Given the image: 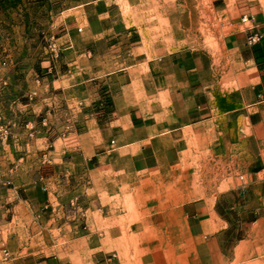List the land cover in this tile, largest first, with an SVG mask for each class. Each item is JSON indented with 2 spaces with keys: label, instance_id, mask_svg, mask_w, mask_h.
<instances>
[{
  "label": "crops",
  "instance_id": "0c3cea01",
  "mask_svg": "<svg viewBox=\"0 0 264 264\" xmlns=\"http://www.w3.org/2000/svg\"><path fill=\"white\" fill-rule=\"evenodd\" d=\"M250 16L251 31L222 42L223 52L245 70L244 84L229 92L209 54L184 49L150 61L147 72L110 74L95 89L87 85L90 92L75 81L62 94L47 91L41 101H18L25 126L41 131L35 138H20L25 152L0 155L2 174L13 182L0 196V210L5 205L10 212L8 220L0 217V256L5 248L9 264H66L54 232L67 224L61 215L69 204L75 217L83 155L74 148L68 157L57 146L68 140L62 133L72 121L84 127L79 137L89 138L93 157L115 161L123 175L186 177L187 196L180 208L194 242L193 264H264V110L250 107L264 93V14ZM248 33L261 35V40L249 46ZM136 92L143 99L135 101ZM89 94L96 98L83 108V95ZM16 110L8 124L20 121ZM38 144L51 147L41 154L42 161L34 150ZM195 162L208 178L200 198L191 195L198 191L193 178L200 175ZM229 178L234 182L228 184ZM48 249L58 252L48 256ZM93 264L113 262L107 258Z\"/></svg>",
  "mask_w": 264,
  "mask_h": 264
},
{
  "label": "rangeland",
  "instance_id": "374dc122",
  "mask_svg": "<svg viewBox=\"0 0 264 264\" xmlns=\"http://www.w3.org/2000/svg\"><path fill=\"white\" fill-rule=\"evenodd\" d=\"M258 12L264 14V0H0V105L6 118L0 128V155L25 152L20 138L29 140L41 131L25 126L24 109L23 113L16 110L18 101H41L47 91L62 94L72 90L75 81L90 92L87 85L95 89L110 74L147 72L150 61L184 49L211 56L223 90L239 88L246 81L241 74L245 70L223 52L222 42L251 26L242 23L244 15ZM62 76L64 82H58ZM134 95L135 101L143 99L139 92ZM95 98L83 95L82 107H91ZM55 100L53 96L51 102ZM14 110L20 121L8 124ZM83 132L82 125L67 121L62 137L68 140L57 146L68 157L74 148L83 155L81 190L73 199L75 217L69 204L61 215L67 224L54 232L61 239V260L66 264H93L107 258L113 264H193L194 242L180 208L187 196L186 177L123 175L115 161L93 157L89 138L79 137ZM50 149L38 144L34 150L42 161L41 154ZM193 165L200 175L191 180L198 190L191 195L200 198L208 178L201 175L200 162ZM181 168L185 172L186 164ZM12 187L10 177L1 171L0 196L4 198ZM4 207L0 217L8 220L9 208ZM1 256L0 264H9L3 252Z\"/></svg>",
  "mask_w": 264,
  "mask_h": 264
},
{
  "label": "built area",
  "instance_id": "2783aa9c",
  "mask_svg": "<svg viewBox=\"0 0 264 264\" xmlns=\"http://www.w3.org/2000/svg\"><path fill=\"white\" fill-rule=\"evenodd\" d=\"M242 23H251L252 22V17L249 15H244L241 19ZM252 28L251 27H247V31H251ZM261 40V35L257 34V33H248V37H247V44L249 46H253L256 43H258ZM250 107L252 108H257V109H262L264 110V93L259 97V99ZM3 115H2V111L0 110V128L4 127L5 124L3 123ZM7 137V135H6ZM0 174H1V169H0ZM3 255L5 259L10 258V253L7 249L3 248Z\"/></svg>",
  "mask_w": 264,
  "mask_h": 264
}]
</instances>
